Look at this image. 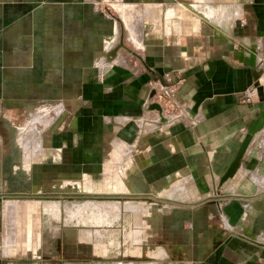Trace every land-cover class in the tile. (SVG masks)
<instances>
[{"label":"crops","instance_id":"crops-1","mask_svg":"<svg viewBox=\"0 0 264 264\" xmlns=\"http://www.w3.org/2000/svg\"><path fill=\"white\" fill-rule=\"evenodd\" d=\"M116 4L0 0V264H264V0ZM80 193L119 208L66 216Z\"/></svg>","mask_w":264,"mask_h":264},{"label":"rangeland","instance_id":"rangeland-1","mask_svg":"<svg viewBox=\"0 0 264 264\" xmlns=\"http://www.w3.org/2000/svg\"><path fill=\"white\" fill-rule=\"evenodd\" d=\"M96 2H99L100 0H95ZM113 3V5H114V7L117 5L116 4V0H109V3ZM112 10V9H111ZM34 105H36V104H34ZM34 105H32V106H28V108H25L24 110H22L20 113L18 112L17 114H16V118H15V121H14V119H13V121L16 123V122H18L19 121V123L21 124V126L22 125H24V123H25V120H27L28 118H29V114H35V117L36 116H38L39 118L42 116L41 114H39L38 113V111H36V109H35V106ZM38 106H41L40 104H37ZM30 111H31V113H30ZM14 116V115H13ZM17 116H20V118L19 117H17ZM27 117V118H26ZM34 117V116H33ZM37 117V118H38ZM21 132V131H20ZM22 135H24V134H22ZM22 137V136H21ZM24 137H26V136H24ZM30 138L28 137V140H29ZM21 140V139H20ZM25 140H27V138L25 139ZM20 144L22 143V141H20L19 142ZM27 144L29 143V142H26ZM23 144V143H22ZM25 156H27V153H24V154H21V157L23 158V157H25ZM13 180H16L15 178H13ZM16 183V182H15ZM15 183H13L12 184V186H10L9 188H8V190H9V192L8 193H11V192H13V191H17L18 189H21L22 191H26V192H28L29 191V187H27L26 185H14ZM65 186H64V188H66L67 190H73V189H76V187H78L76 184H72L71 185V183H69V182H65ZM11 195V194H10ZM81 195H83V194H81ZM52 196H57V195H55V194H42V195H38V197H40V198H38V197H34V198H37V199H43V200H49V199H51L52 198ZM59 196H61V195H59ZM66 196H72V195H62V197H66ZM83 197V196H82ZM25 198V197H24ZM31 198V197H30ZM53 199H57V198H53ZM75 199V198H74ZM82 199H85V198H81V197H79V198H76V200H78V202H77V204H76V206H72V207H69L68 205H67V200H66V198H64V200H61L60 201V204H61V206L63 205V209H64V212H66V216H68L69 217V215H71V216H74V215H79V216H82V214H83V212H85V210L87 209V210H92V211H98V212H101V211H103V210H106L107 208H109V205L107 204V203H88V204H84L83 202H81L82 201ZM128 203H129V205H128ZM127 203V205L125 206V208H136V206L134 205V204H131L130 202H128ZM141 203H143V204H145V203H148L147 202V200H145V201H143V202H141ZM42 204V208L43 209H46V210H53V211H56V210H58V208H59V203L57 202V201H51V202H42L41 203ZM114 208H116V209H118L119 208V205L117 204V203H115V205L113 206ZM83 235V234H82ZM112 258H110L108 261H112V260H117V259H112ZM124 259H126V258H124Z\"/></svg>","mask_w":264,"mask_h":264},{"label":"flooded vegetation","instance_id":"flooded-vegetation-1","mask_svg":"<svg viewBox=\"0 0 264 264\" xmlns=\"http://www.w3.org/2000/svg\"><path fill=\"white\" fill-rule=\"evenodd\" d=\"M35 107H36L35 108L36 111H38V113L41 114L42 116H51L52 113H53V111H51L50 114H49L48 111L46 110V107H44V106H43L44 107V110H37L38 107H42V106L36 105ZM30 116H35V114L34 115L33 114H30ZM26 135L27 136L24 137V138H19V140H17V142L19 143L20 141H22V143H23V144L22 143L21 144L19 143L21 145L20 148L22 150L21 154L27 153V156L23 157V159H30V156L32 155V153L29 154V152L25 148L26 145H27L26 142H28V137L30 138V134L27 133ZM26 138H27V140H25ZM81 194L82 193L77 194V195H72V196H66V197L60 196V197L63 198V200H64V198H66V200H67L66 202H68V203H74V204H77V202H78V200H76V198L81 197V198H85V199H82V201H81L84 204L85 203L86 204H88V203H99V202L100 203H107L109 205V208L112 207V206H114L115 203H117L115 200H107L108 199L107 196H90V195H85L84 193H83V195H81ZM54 197L57 198V199L59 198V196H52V198H54ZM95 199H97V200H95ZM109 199H112V198H109ZM51 201L52 200L41 201V202H51ZM128 202H130V201H126V200L123 201L122 206L124 207V209H127V208H125V206L127 205ZM138 204H134V205H138ZM128 205H129V203H128ZM129 209H131V208H129ZM115 210H117V209H110L109 211L112 213V212H116ZM85 212H88L89 213L88 220L90 222L94 223V224H101V223L108 222V218L106 216L107 215V210H103L101 212H98V211H92V210L89 211V210L86 209ZM69 217H71V215H69ZM82 221H84V220L82 219Z\"/></svg>","mask_w":264,"mask_h":264},{"label":"built area","instance_id":"built-area-1","mask_svg":"<svg viewBox=\"0 0 264 264\" xmlns=\"http://www.w3.org/2000/svg\"><path fill=\"white\" fill-rule=\"evenodd\" d=\"M164 82H158L159 89L155 92V101L161 108V111L171 113L175 109L174 95L176 85L180 81L179 77L174 79L167 73L163 75Z\"/></svg>","mask_w":264,"mask_h":264},{"label":"water","instance_id":"water-1","mask_svg":"<svg viewBox=\"0 0 264 264\" xmlns=\"http://www.w3.org/2000/svg\"><path fill=\"white\" fill-rule=\"evenodd\" d=\"M186 6H188L189 9H191L193 12L195 11L192 6H189V5H186ZM256 91L259 93V89L258 88H256ZM157 108H159L160 111H161V108H160L159 105L157 106ZM262 123H263V115L260 114L259 117L257 118V120L251 126V128H249V130L247 131V133H246V135L244 137V140L242 142V145H241V148H240V152H242V150L244 149V147L247 145L249 139L251 138V135L260 128V126L262 125ZM238 158H239V154L236 156L234 162L231 164L230 169L235 165V163H236V161H237Z\"/></svg>","mask_w":264,"mask_h":264},{"label":"bare ground","instance_id":"bare-ground-1","mask_svg":"<svg viewBox=\"0 0 264 264\" xmlns=\"http://www.w3.org/2000/svg\"><path fill=\"white\" fill-rule=\"evenodd\" d=\"M200 13L203 14L205 17H208V11L207 10L205 11V9H202Z\"/></svg>","mask_w":264,"mask_h":264}]
</instances>
